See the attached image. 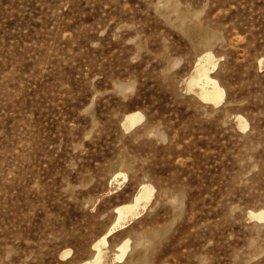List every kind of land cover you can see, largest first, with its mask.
<instances>
[{
  "label": "rangeland",
  "instance_id": "374dc122",
  "mask_svg": "<svg viewBox=\"0 0 264 264\" xmlns=\"http://www.w3.org/2000/svg\"><path fill=\"white\" fill-rule=\"evenodd\" d=\"M205 50L219 105L185 89ZM143 182L118 264H264V0H0V264L91 258Z\"/></svg>",
  "mask_w": 264,
  "mask_h": 264
},
{
  "label": "bare ground",
  "instance_id": "6f19581e",
  "mask_svg": "<svg viewBox=\"0 0 264 264\" xmlns=\"http://www.w3.org/2000/svg\"><path fill=\"white\" fill-rule=\"evenodd\" d=\"M170 6L171 8L173 7L172 5ZM191 15L192 14L188 15L187 13L180 14L179 17H177L179 18L178 23L183 25L190 35L199 31V27L192 24L194 16ZM199 42L200 47L202 48L208 44V41L203 38ZM217 61L218 60L212 51H203L196 65L194 66V70L184 81V83L186 86V91L194 92L198 97L206 102L219 105L223 102L226 92L219 80L216 79L215 76H212V72L218 65ZM144 118L145 116L141 111H131L127 113L122 119V125L127 130L133 129L136 127V125L143 121ZM235 118L241 129H247L249 127V122L243 115L238 114ZM120 177L127 179L128 174L123 173L122 171H117L114 174L111 183L113 184L119 182ZM155 191L156 188L153 184L149 182H143L140 185L136 195L130 201L116 205L114 207L115 218L111 227L95 241L93 245L95 252L92 257L84 260L80 264H118V262L122 261L130 248L131 239L126 237L120 244L116 246V249L114 250L110 249L108 239L111 235H114L117 232L127 228L148 209L153 197L155 196ZM249 216L254 220H263L264 210H250ZM146 242H148V239L146 241V238L143 237L140 239L138 246H144ZM70 253L71 250H66L63 252L62 257H67L70 255Z\"/></svg>",
  "mask_w": 264,
  "mask_h": 264
}]
</instances>
